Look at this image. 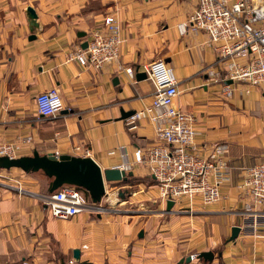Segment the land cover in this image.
Segmentation results:
<instances>
[{
    "label": "crops",
    "instance_id": "1",
    "mask_svg": "<svg viewBox=\"0 0 264 264\" xmlns=\"http://www.w3.org/2000/svg\"><path fill=\"white\" fill-rule=\"evenodd\" d=\"M196 8L197 0H0V143L21 147L19 158L35 152L90 157L103 171L133 165L129 179L138 182L135 196L124 200L126 188L134 187L104 177L107 198L99 206L105 209L120 198L118 204L136 202L139 209L155 207L157 212L130 215L109 208L57 219L39 197L42 185L35 175L43 172L0 168V264H180L190 254L210 251L215 252L210 264H264V237L246 226L238 192L246 170L264 163V85L236 83L232 98L222 95V83L211 72L224 77L225 66L209 36L192 28L184 35L179 30ZM109 16L122 26L120 62L101 70L82 67L71 58ZM157 60L174 71L180 90L175 106L195 118L196 146H230L231 181L223 188L227 198L196 206L199 216L177 217L176 209L186 207V200L165 213L168 203L160 200L147 167L133 164L136 149L159 145V140L147 122L129 130L122 112L149 106L154 88L149 81L131 82L119 68H142ZM52 89L60 94L64 110L41 117L36 97ZM17 183L27 193L19 194L13 188ZM176 222L185 226L173 227ZM234 227L241 232L229 241ZM170 229L186 231V242L192 244L173 246L176 253L169 254L178 236L167 239Z\"/></svg>",
    "mask_w": 264,
    "mask_h": 264
},
{
    "label": "built area",
    "instance_id": "2",
    "mask_svg": "<svg viewBox=\"0 0 264 264\" xmlns=\"http://www.w3.org/2000/svg\"><path fill=\"white\" fill-rule=\"evenodd\" d=\"M263 21L264 0H197L190 20L179 26L182 35L192 28L209 36L219 62L225 66L224 77L211 72L213 77H219L225 98H232L236 83L249 87L264 85V26L259 25ZM123 43L121 24L114 16H109L92 33L88 48L78 51L71 59L84 68L101 70L120 62ZM119 70L131 82L149 81L154 88L151 104L136 111L126 124L129 130H135L142 122H147L155 129L159 145L136 149L133 164L147 167L160 200L165 205L174 202L177 206L188 199L191 210L198 197L203 205L222 202L226 198L222 189L231 181L230 146L227 143H215L202 149L196 146L195 118L175 106L180 90L173 69L165 61L157 60L142 68L120 66ZM138 74H145L146 79L139 81ZM36 106L37 113L45 118L56 117L64 110L57 89L40 93ZM21 150L15 144L0 143V158L18 159ZM119 151L126 156L125 148ZM116 169L129 173L133 165ZM13 188L21 194L27 193L21 183ZM238 191L247 213L254 214V220L264 218L251 204L264 203V163L246 170ZM42 199L51 216L61 220L72 219L83 212L105 211L99 205H89L85 194L72 186H64Z\"/></svg>",
    "mask_w": 264,
    "mask_h": 264
},
{
    "label": "water",
    "instance_id": "3",
    "mask_svg": "<svg viewBox=\"0 0 264 264\" xmlns=\"http://www.w3.org/2000/svg\"><path fill=\"white\" fill-rule=\"evenodd\" d=\"M32 18H36L33 9L28 10ZM80 36H84L80 34ZM88 48V42L85 43L84 49ZM139 81L145 80V74H138ZM231 83V82H229ZM123 113L122 119H127L135 114V111ZM1 169H21L28 174H36L43 172L48 178L53 180L51 192L53 193L64 185L76 186L86 190L92 203L100 204L106 194L105 180L107 182H128L133 173H127L120 169H108L103 171L101 167L90 157H72L68 155L57 156L56 154L41 155L35 152L31 157H21L11 160L7 157L0 158ZM174 202H168L167 210L171 212ZM239 227H234L232 237L229 241H235L240 233ZM140 233V238L143 237ZM75 258L80 259V251H75ZM215 258L213 252H203L199 254V260L212 262ZM192 262V258H188L187 263Z\"/></svg>",
    "mask_w": 264,
    "mask_h": 264
},
{
    "label": "rangeland",
    "instance_id": "4",
    "mask_svg": "<svg viewBox=\"0 0 264 264\" xmlns=\"http://www.w3.org/2000/svg\"><path fill=\"white\" fill-rule=\"evenodd\" d=\"M263 164V163H262ZM261 165V164H260ZM36 176V178H37V182H39L40 183V185H42V192H43V196H39V197H45L46 195H48L49 193L47 192V188H48V186H49V182H51L52 180L51 179H49V178H47L43 173H38L37 175H35ZM133 182V181H132ZM129 183L131 186H133L134 188H126V190H128L129 191V193L127 194V193H125V195H126V197H124L125 199L124 200H128V199H130V197H132V195L133 196H135V194H132V193H134V192H136V190H138V182H133V183ZM118 186V185H117ZM225 187V186H224ZM113 189H115V188H113ZM19 194H21L18 190H16ZM112 191H115V190H112ZM222 192H223V189H222ZM239 192V191H238ZM110 194H112V196H111V198H113V197H115L114 196V194H113V192L112 193H110ZM223 194H224V192H223ZM225 195V194H224ZM41 198V200H43ZM107 198V197H106ZM106 198H104L103 199V201H102V203L104 202V200H106ZM108 198H109V196H108ZM226 198H227V196H226ZM225 198V199H226ZM240 198V197H239ZM116 201H117V204H112L111 202L112 201H110V203H106L107 204V206H104L105 207V210L106 209H109V208H112L113 210H118V211H120V212H123V213H125V214H136L138 211H140V210H142L141 212H145V213H143V214H157V212H156V208L155 207H153V209H149V208H147L146 210H145V208H142V209H139L138 208V203H136V202H134L133 204H128V203H126V205H125V202L124 203H121V204H118V203H120V201H121V199L120 198H118V199H116V198H114ZM224 199V200H225ZM184 200H186L187 201V203L189 202V200L188 199H184ZM223 200V201H224ZM107 202V201H106ZM109 202V201H108ZM195 202H197V204L194 206V208L191 210L190 208H189V204H187V206L186 207H184V208H179V209H176V213H177V217H179V216H183V217H185V216H189V217H193V216H199V215H202V214H199L198 212H200V210L199 209H197V207L196 206H198V207H201V206H203V207H206V206H210V205H203V204H201L202 203V201H201V198L200 197H198V198H195ZM110 204H112V205H110ZM199 204V205H198ZM219 204V203H218ZM251 204L253 205L254 204V208H256L260 213H261V215L264 217V203H259V204H257V202H251ZM93 205H95V204H93ZM97 205H99V204H97ZM101 205V204H100ZM256 206V207H255ZM174 208V207H173ZM171 209V212H172V210H175V209ZM166 212L165 213H169L168 212V210H165ZM147 212V213H146ZM240 212L242 213V215H244V222H245V224H246V226H248V227H252V228H254V233H258L257 234V236L258 237H264V219L263 218H260V219H263V222L260 220V219H257V220H254L252 217H253V215L254 214H250V213H247V211L245 210V207L243 206V209L242 210H240ZM239 212V213H240ZM260 216V215H259ZM168 217H170L169 215H168ZM141 218H143V219H139V220H146L145 219V217H141ZM166 219V218H165ZM169 218H167V220H168ZM171 220H172V218H170ZM174 219V218H173ZM181 221H183L182 219H181ZM185 224V223H184ZM182 222H176L175 224H173V227H176V226H178L179 228H181V227H184L185 225H184ZM178 227H176V228H178ZM144 228H148V227H144ZM187 229V228H186ZM168 230V229H167ZM180 229H170V232H171V235H169V237H167V239H170L171 240V238H172V235H174V234H177L178 236H175L174 238H176V240H177V242H174L173 243V245H171V248H170V250H169V254H171V255H174L176 252H175V249L177 248V247H173V246H177V245H182V244H185L186 246H188L189 244L191 245L192 243H190V242H186V241H189L190 240V238H188V237H186L185 236V234H186V231H179ZM185 230V229H184ZM179 232H180V235H179ZM240 232H241V230H240ZM182 233V234H181ZM163 240L161 239V242H162ZM170 247V246H169ZM195 247V246H194ZM194 247H192L191 248V250H193V248ZM195 252V251H194ZM201 254V253H200ZM214 254H215V252H214ZM192 258V262H190V263H187V260H188V258ZM195 257H197V259L195 258ZM198 257H199V254L198 253H194V254H190V256H188L187 258L186 257H184V259L180 262V264H196L197 262H199V261H201V260H199L198 259ZM71 261H73V260H71ZM70 261V262H71ZM205 261V260H204ZM69 262V264H71ZM200 263V262H199ZM76 264V263H75ZM179 264V263H178Z\"/></svg>",
    "mask_w": 264,
    "mask_h": 264
},
{
    "label": "trees",
    "instance_id": "5",
    "mask_svg": "<svg viewBox=\"0 0 264 264\" xmlns=\"http://www.w3.org/2000/svg\"><path fill=\"white\" fill-rule=\"evenodd\" d=\"M135 182V180H132V179H129L128 180V182H121V184L120 185H127V184H129V183H131V182ZM132 182V183H133ZM150 182H152V183H154V181L151 179L150 180ZM136 183V182H135ZM51 188H52V182L49 184V186H48V188H47V192L48 193H50L51 192ZM84 194H85V196L88 198V200L91 202L92 200H91V198H90V195L88 194V192L87 191H84L83 189H80ZM203 261V264H210V262H207V261H204V260H202ZM79 264H89V263H85V262H83V263H79Z\"/></svg>",
    "mask_w": 264,
    "mask_h": 264
}]
</instances>
